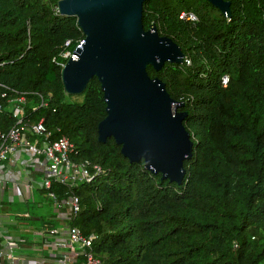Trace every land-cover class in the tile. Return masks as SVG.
Returning <instances> with one entry per match:
<instances>
[{
  "label": "trees",
  "instance_id": "obj_1",
  "mask_svg": "<svg viewBox=\"0 0 264 264\" xmlns=\"http://www.w3.org/2000/svg\"><path fill=\"white\" fill-rule=\"evenodd\" d=\"M58 1L0 0V130L16 124L9 100L23 94L29 122L43 119L74 143L75 160L101 166L91 182L53 183L80 200L69 223L95 235L104 264H264V0H230L231 17L208 0L144 1L145 29L185 53L183 64L147 67L188 111L194 145L181 185L131 162L114 138L98 140L107 111L97 77L81 101H66L64 53L85 34Z\"/></svg>",
  "mask_w": 264,
  "mask_h": 264
},
{
  "label": "water",
  "instance_id": "obj_2",
  "mask_svg": "<svg viewBox=\"0 0 264 264\" xmlns=\"http://www.w3.org/2000/svg\"><path fill=\"white\" fill-rule=\"evenodd\" d=\"M144 1L59 0V13L77 17L85 34L62 66V81L67 94L81 95L97 77L107 111L98 124V140L114 138L131 162L144 160L146 169L181 185L194 145L184 124L188 111L178 110L185 103L147 67L159 71L167 62L183 64L185 53L155 26L145 29ZM208 1L232 16L230 0Z\"/></svg>",
  "mask_w": 264,
  "mask_h": 264
},
{
  "label": "built area",
  "instance_id": "obj_3",
  "mask_svg": "<svg viewBox=\"0 0 264 264\" xmlns=\"http://www.w3.org/2000/svg\"><path fill=\"white\" fill-rule=\"evenodd\" d=\"M180 18L197 19L193 13L186 12H182ZM72 55L64 53L67 59ZM187 63L191 60L187 59ZM224 83H227V77ZM9 101L14 103L12 113L17 120L9 131L0 130V206L4 189L10 183L13 184L11 198L16 193L20 198L30 200L34 198V190L38 189L52 200L56 212L53 219L64 223L62 226L47 224L38 230L39 235L34 236L38 250L46 252L45 255H21L17 254L15 236L6 227L7 223L17 221L1 213L0 264H78L80 259L82 264H104L93 250L95 235L87 236L78 226L69 223L81 209L78 196L72 192L60 198L52 190L54 182L69 187L83 181L91 182L102 172L101 166L87 160H75L72 157L74 143L66 135L54 136V130L46 126L43 119L29 122L25 117L23 94ZM41 105L46 106L47 102L42 99ZM2 108L0 105V110Z\"/></svg>",
  "mask_w": 264,
  "mask_h": 264
},
{
  "label": "rangeland",
  "instance_id": "obj_4",
  "mask_svg": "<svg viewBox=\"0 0 264 264\" xmlns=\"http://www.w3.org/2000/svg\"><path fill=\"white\" fill-rule=\"evenodd\" d=\"M83 96L81 95H69L66 97V101H81ZM5 213L10 219L16 218L18 215H28L35 218L30 220L18 219L15 224L7 223L6 227L9 229V233L14 234L16 226L18 229H22L24 232V240H32L34 236L39 235V231L42 229L44 223L53 221V215L55 212V207L52 200L43 195L38 189L34 191V199H30L26 203L24 198L12 197L11 195L4 200L0 206V214ZM39 218V219H36ZM24 229V230H23ZM27 229V230H26ZM12 230V231H11ZM21 231V232H22ZM37 231V232H35ZM22 242V244H24Z\"/></svg>",
  "mask_w": 264,
  "mask_h": 264
},
{
  "label": "crops",
  "instance_id": "obj_5",
  "mask_svg": "<svg viewBox=\"0 0 264 264\" xmlns=\"http://www.w3.org/2000/svg\"><path fill=\"white\" fill-rule=\"evenodd\" d=\"M11 189H13V184H8L5 189H4V193H3V198L4 200H6L7 197H9L11 195ZM35 191V190H34ZM42 193V192H41ZM45 195V194H43ZM15 197H18L20 199V197L18 196V194H14ZM0 198H1V192H0ZM34 199V198H33ZM3 200V202H4ZM29 202V200H26V203ZM32 218V216H28V215H18L16 216V218H14L16 221L18 219H25V220H30ZM39 219V218H36ZM54 220V219H53ZM55 223L49 221L47 222L48 225H54L56 224V226H62V224L64 223L62 220H55ZM45 226V225H44ZM42 226V227H44ZM18 225L16 226V228H14L16 230V232L13 234L16 238V243L18 245V249H17V254H21V255H29V256H42L43 254L45 255L46 252H42L40 250H38V244L37 241H35V239L33 238L32 240H24V232L22 231V229H18L17 228ZM24 230V229H23ZM27 230V229H26ZM12 231V230H11ZM22 231V232H21ZM12 234V233H11ZM24 244H22V242H24Z\"/></svg>",
  "mask_w": 264,
  "mask_h": 264
}]
</instances>
